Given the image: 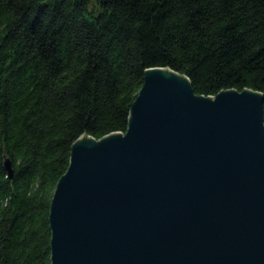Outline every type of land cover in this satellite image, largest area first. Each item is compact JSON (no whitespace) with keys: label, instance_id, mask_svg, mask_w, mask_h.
Returning <instances> with one entry per match:
<instances>
[{"label":"trees","instance_id":"obj_1","mask_svg":"<svg viewBox=\"0 0 264 264\" xmlns=\"http://www.w3.org/2000/svg\"><path fill=\"white\" fill-rule=\"evenodd\" d=\"M152 65L263 92L264 125V0H0V264H49L71 142L123 131Z\"/></svg>","mask_w":264,"mask_h":264},{"label":"water","instance_id":"obj_2","mask_svg":"<svg viewBox=\"0 0 264 264\" xmlns=\"http://www.w3.org/2000/svg\"><path fill=\"white\" fill-rule=\"evenodd\" d=\"M262 100L247 86L196 93L184 73L144 67L125 129L70 144L49 200V264H264Z\"/></svg>","mask_w":264,"mask_h":264}]
</instances>
